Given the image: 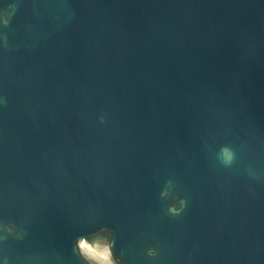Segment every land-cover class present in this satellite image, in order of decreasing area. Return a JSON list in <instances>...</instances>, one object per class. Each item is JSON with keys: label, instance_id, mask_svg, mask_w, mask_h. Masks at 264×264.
Instances as JSON below:
<instances>
[{"label": "water", "instance_id": "obj_1", "mask_svg": "<svg viewBox=\"0 0 264 264\" xmlns=\"http://www.w3.org/2000/svg\"><path fill=\"white\" fill-rule=\"evenodd\" d=\"M0 238L264 264V0H0Z\"/></svg>", "mask_w": 264, "mask_h": 264}, {"label": "clouds", "instance_id": "obj_2", "mask_svg": "<svg viewBox=\"0 0 264 264\" xmlns=\"http://www.w3.org/2000/svg\"><path fill=\"white\" fill-rule=\"evenodd\" d=\"M101 120H103V117H101ZM225 151V155L224 157L226 158V162L230 161L232 159V153L224 150ZM179 203V207H175V203L170 206L168 208V211L172 214H176L178 213V211L184 206V201L182 199H180L178 201ZM77 247H82V244H78L75 246V249L77 250ZM152 251L149 250V255H152ZM102 264H124L123 258L122 257H118L116 254L115 256H113L112 250L110 247L105 248V254L102 257Z\"/></svg>", "mask_w": 264, "mask_h": 264}, {"label": "snow or ice", "instance_id": "obj_3", "mask_svg": "<svg viewBox=\"0 0 264 264\" xmlns=\"http://www.w3.org/2000/svg\"><path fill=\"white\" fill-rule=\"evenodd\" d=\"M0 239H2V238H0Z\"/></svg>", "mask_w": 264, "mask_h": 264}]
</instances>
